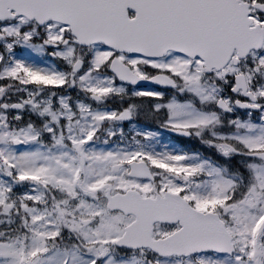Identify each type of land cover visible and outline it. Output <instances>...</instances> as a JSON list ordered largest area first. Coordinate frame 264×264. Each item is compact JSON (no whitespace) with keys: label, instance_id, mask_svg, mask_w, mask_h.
Segmentation results:
<instances>
[{"label":"snow or ice","instance_id":"snow-or-ice-1","mask_svg":"<svg viewBox=\"0 0 264 264\" xmlns=\"http://www.w3.org/2000/svg\"><path fill=\"white\" fill-rule=\"evenodd\" d=\"M0 264H264V0H0Z\"/></svg>","mask_w":264,"mask_h":264}]
</instances>
